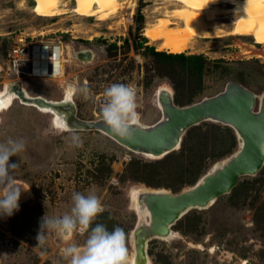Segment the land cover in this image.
I'll use <instances>...</instances> for the list:
<instances>
[{"label": "rangeland", "instance_id": "rangeland-1", "mask_svg": "<svg viewBox=\"0 0 264 264\" xmlns=\"http://www.w3.org/2000/svg\"><path fill=\"white\" fill-rule=\"evenodd\" d=\"M119 3L121 8L115 17L98 21L73 13L74 3H65L62 15L47 18L32 12L33 0H0V65L4 69L0 72V92L5 84L18 82L31 97L59 101L64 98L62 85L74 75L76 83L86 85L91 92L89 99L80 95L73 98L76 115L84 121H95L100 119L99 100L104 89L122 83L135 90L137 110L145 125L161 117L154 95L159 87L172 91L178 107L218 94L229 82L239 83L255 95L264 93V47L249 37L230 34V20L221 18L216 23L220 28L211 30L218 34L217 39H194L190 42L192 49L181 53L204 57L202 72L194 73L188 67L156 62L145 54V47L157 51L158 43H150L143 30L165 13L171 16V1ZM19 38L58 42L64 61L69 58L71 38L75 43L87 42L94 60L86 66L78 65L74 72L71 64L62 60L64 72L56 78L42 77L39 67L32 74L35 77H18L13 67L6 69L3 52ZM143 38L146 44L138 48ZM206 123L189 132L195 141L199 138L192 155L183 160L173 158L177 150L162 165L156 164L162 158L132 153L99 132L76 131L83 143L74 147L71 133H60L52 127V115L14 99L7 110L0 111V143L8 139L25 142V150L10 157L9 164H17L12 174L18 183L29 187L31 194L18 203L19 209L12 216H0V264H68L62 253L65 242L55 232L41 229V221L43 217L69 213L74 193L94 194L101 200L104 211L92 226L102 224L109 231L122 228L130 255L129 236L137 220L130 193L137 188L181 191L192 186L216 161L234 152L221 154L220 144L202 142L203 135L226 140L218 134L217 128L222 125ZM213 125L215 128H210ZM204 156V166L188 178L190 168L186 163L197 165ZM130 160L147 165L142 176H129L126 165ZM189 180H193L192 185ZM172 230L177 234L175 239L148 244L151 264H264V176L240 178L230 194L218 198L206 210L188 213ZM40 231L45 235L43 244L37 241ZM86 239L87 233L76 234L72 242L84 246Z\"/></svg>", "mask_w": 264, "mask_h": 264}, {"label": "water", "instance_id": "water-1", "mask_svg": "<svg viewBox=\"0 0 264 264\" xmlns=\"http://www.w3.org/2000/svg\"><path fill=\"white\" fill-rule=\"evenodd\" d=\"M21 88L20 83H11L6 92L18 97V102L60 117L72 130L99 132L126 150L152 159H161L179 150L187 130L201 123L213 122L233 130L236 150L216 161L192 186L177 193L145 188L137 194L136 208L145 219L139 220L136 214L129 236L133 264H151L148 254L151 241L175 239L172 228L178 221L191 211L208 209L218 198L230 194L240 178L256 177L264 167V93L255 95L236 82H229L220 93L184 107L176 106L172 94L161 89L155 94L161 106L160 119L142 128L133 126L130 140L113 138L101 119H79L73 101L25 98ZM99 102L101 105L103 98ZM131 200L130 195V203Z\"/></svg>", "mask_w": 264, "mask_h": 264}, {"label": "clouds", "instance_id": "clouds-1", "mask_svg": "<svg viewBox=\"0 0 264 264\" xmlns=\"http://www.w3.org/2000/svg\"><path fill=\"white\" fill-rule=\"evenodd\" d=\"M64 98L72 101L77 95L89 99L90 89L76 82L62 85ZM135 90L122 83H114L103 91V102L100 105V119L113 138L130 140V129L142 128L141 114L138 112ZM52 127L60 133L69 132L74 147L82 146L79 134L69 128L66 121L57 117ZM25 150L23 140L8 139L0 143V216L10 217L19 209L21 191L27 192L29 187L19 184L13 176L17 164H9V158L17 156ZM69 213L61 217L42 218L41 229L53 231L66 244L62 249L68 264H132L127 247L125 231L116 227L109 231L102 224H95L96 217L104 211L101 200L94 194L74 193ZM87 233L84 246L72 242L76 234ZM40 244L45 242V235L40 231L37 235Z\"/></svg>", "mask_w": 264, "mask_h": 264}, {"label": "bare ground", "instance_id": "bare-ground-1", "mask_svg": "<svg viewBox=\"0 0 264 264\" xmlns=\"http://www.w3.org/2000/svg\"><path fill=\"white\" fill-rule=\"evenodd\" d=\"M34 6L32 12L39 17H56L62 15L64 10L62 7L65 3H74L72 12L85 18L94 17L98 21H106L118 14L120 7L119 0H33ZM174 5V10L171 11V16L165 13L159 18L155 24L147 25L143 30V35L150 43L158 45L157 51H165L170 54H181L187 50H191L190 42L194 39H217V33L212 32L214 28L218 30L220 27L216 23L225 18L230 20L233 24L232 33L237 36H246L253 40L254 44L264 47V0H169ZM126 4V3H125ZM223 21V20H221ZM220 22V21H219ZM222 26V24H221ZM61 47L55 51L52 58V70L51 74L47 76H60L62 58L60 57ZM41 59L45 60L46 55L40 56L35 50L34 54V68L33 72H36L37 68H40L42 77L46 76L47 69L45 63L41 62ZM38 71V70H37ZM39 76V75H38ZM11 83H7L0 92V111L2 109H8L14 99L18 97L6 92L8 86ZM18 86V85H17ZM22 89V94L25 98H31L25 89ZM164 89L171 94L172 91L167 87H159L156 93ZM154 93V95L156 94ZM64 101L65 98H63ZM156 101V95H155ZM21 105L33 107L31 104H25L19 102ZM156 105L161 113V106L156 101ZM52 115V121L58 116L44 111ZM143 126H148L142 124ZM107 137V136H106ZM109 138V137H108ZM110 139V138H109ZM112 140V139H111ZM120 146V145H119ZM122 147V146H121ZM124 148V147H123ZM125 149V148H124ZM152 159L151 156H146ZM25 186L22 183H19ZM145 188H137L133 193H130L131 207L134 209L135 214L138 215L139 220L145 219L144 214H140L138 208H136V196ZM30 190L27 192L21 191V195L18 203L24 202L30 197ZM177 237V234L173 237ZM130 247H131V240ZM130 259L132 261L133 254L132 249L130 252ZM133 264V262H132Z\"/></svg>", "mask_w": 264, "mask_h": 264}, {"label": "trees", "instance_id": "trees-1", "mask_svg": "<svg viewBox=\"0 0 264 264\" xmlns=\"http://www.w3.org/2000/svg\"><path fill=\"white\" fill-rule=\"evenodd\" d=\"M140 40L141 41L137 44L138 48L142 47L143 42L146 43V39L143 38ZM5 50L3 52V55L5 53ZM144 50H145V54L153 57L156 62H163V63H168V64H177V65H179V67H181V66L182 67H188L189 69L194 71V73H201L203 68H204L205 59L201 55L170 54L167 52L155 51V49L153 47H145ZM214 124H217V123H214ZM206 125H207L206 122L201 123L199 125V127L206 126ZM193 128L194 127L187 130V132L185 133V135L182 139L180 149L177 151V153L174 155L173 158L180 159V160L187 159L195 151V145H196L197 140L199 141V138H196V141H195L193 139V137H190L189 132ZM210 128H215V126L214 125L210 126ZM217 129H220L218 134L222 135L223 137L225 136V139H226L225 141H223L222 139H218V140L210 139L205 135L201 136L200 139L202 140V142L207 141V140H211L213 143L220 144L222 146V150L220 151L221 154H225V155L231 154V152L235 151L237 148V140H236V136H235L233 130L229 127H226V126H223V128L218 127ZM191 142L193 144H191ZM174 152L166 155L165 157L162 158V160H160L159 162H156V164H162L163 165V164L167 163L171 158L170 156L171 155L173 156ZM204 158H205V156L200 158L199 163L197 165L190 166L189 163H186V166H188L190 168V170H189L190 174L188 175V178H190L196 172H198V170H200L201 166H204V163H205ZM146 166H147L146 164H142L141 162H138L135 160H130L128 162V164L126 165V169L128 170L130 177L136 178L137 176H142V174L144 172L143 169H145ZM257 176H261V177L264 176V167L262 168V170L259 172V174ZM188 182H189V184L192 185L193 180H189ZM171 191L173 193H177L180 191V188L173 189ZM179 222H181V220L178 221L177 223H179ZM148 254H149V256H151L152 252L149 251Z\"/></svg>", "mask_w": 264, "mask_h": 264}, {"label": "built area", "instance_id": "built-area-1", "mask_svg": "<svg viewBox=\"0 0 264 264\" xmlns=\"http://www.w3.org/2000/svg\"><path fill=\"white\" fill-rule=\"evenodd\" d=\"M58 43H41L40 41H30L26 42L24 39L19 38L13 43L6 47L4 58L7 64L6 69L13 67V70L16 72L17 76H33L34 68V54L37 50V54L43 56L46 55V59H41V62L45 63V68L47 69L46 76L51 74L52 70V58L55 51L58 49ZM3 66L0 65V72H2Z\"/></svg>", "mask_w": 264, "mask_h": 264}, {"label": "flooded vegetation", "instance_id": "flooded-vegetation-1", "mask_svg": "<svg viewBox=\"0 0 264 264\" xmlns=\"http://www.w3.org/2000/svg\"><path fill=\"white\" fill-rule=\"evenodd\" d=\"M144 36V35H143ZM41 43H51V41H40ZM76 42V41H75ZM74 42V39L71 38L70 40V46H69V49H70V52H69V55H68V59L67 61L63 59V50H62V47L59 45V47H61V54H60V57L62 58V60L67 63V64H71V70L74 72V68L77 67L78 65H82V66H86V65H89L92 63V61L94 60L93 56H94V53L93 51L87 47V45H89V43L87 42H77L75 43ZM150 42V41H149ZM53 43V42H52ZM55 43H58V42H55ZM146 44V43H144ZM67 47V46H66ZM65 63L64 65L61 66V71L64 72L63 68L65 66ZM49 77H53V78H56L57 76H49ZM68 82H76V78L74 75H72ZM63 98V96H62ZM61 98V99H62ZM60 99V100H61Z\"/></svg>", "mask_w": 264, "mask_h": 264}]
</instances>
